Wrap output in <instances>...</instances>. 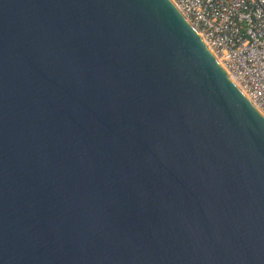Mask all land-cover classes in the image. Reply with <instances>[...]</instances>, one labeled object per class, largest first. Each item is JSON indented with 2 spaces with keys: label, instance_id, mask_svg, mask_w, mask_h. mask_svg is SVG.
<instances>
[{
  "label": "water",
  "instance_id": "1",
  "mask_svg": "<svg viewBox=\"0 0 264 264\" xmlns=\"http://www.w3.org/2000/svg\"><path fill=\"white\" fill-rule=\"evenodd\" d=\"M0 264H264V116L170 0H0Z\"/></svg>",
  "mask_w": 264,
  "mask_h": 264
},
{
  "label": "built area",
  "instance_id": "2",
  "mask_svg": "<svg viewBox=\"0 0 264 264\" xmlns=\"http://www.w3.org/2000/svg\"><path fill=\"white\" fill-rule=\"evenodd\" d=\"M173 1L238 90L264 114V0Z\"/></svg>",
  "mask_w": 264,
  "mask_h": 264
},
{
  "label": "bare ground",
  "instance_id": "3",
  "mask_svg": "<svg viewBox=\"0 0 264 264\" xmlns=\"http://www.w3.org/2000/svg\"><path fill=\"white\" fill-rule=\"evenodd\" d=\"M171 2H172V4H174L175 5V3H174V1L173 0H170ZM176 6V5H175ZM177 7V6H176ZM178 9V8H177ZM178 11L180 12V10L178 9ZM181 13V12H180ZM201 37V36H200ZM202 38V37H201ZM203 39V38H202ZM206 46L213 52V54L215 55V57H216V54H215V52L206 44ZM216 59H217V61H219L221 64H223L222 62H221V60L218 58V56L216 57ZM255 106V105H254ZM255 108L258 110V111H260V109L259 108H257L256 106H255ZM261 112V111H260ZM262 113V112H261ZM263 114V113H262ZM264 115V114H263Z\"/></svg>",
  "mask_w": 264,
  "mask_h": 264
}]
</instances>
